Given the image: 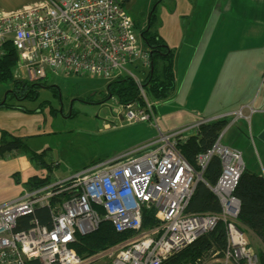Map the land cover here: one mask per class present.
Here are the masks:
<instances>
[{"label": "built area", "instance_id": "obj_1", "mask_svg": "<svg viewBox=\"0 0 264 264\" xmlns=\"http://www.w3.org/2000/svg\"><path fill=\"white\" fill-rule=\"evenodd\" d=\"M11 47L17 54L15 70L25 68L28 81L47 73L95 77L112 82L122 76L137 84L143 106H121L128 124L148 123L157 134L135 156L137 148L112 161L96 164L67 179L27 187L17 198L0 205V264H83L72 248L79 236L95 232L108 221L117 233L133 235L105 254L106 264H162L219 223L226 246L221 264H258L237 218L240 200L235 187L246 169L241 150L221 143L224 133L240 119V106L229 117L200 119L170 132L155 121L156 102L149 100L141 80L127 68L150 66L142 39L119 0H45L42 5L0 17V59ZM45 68L49 69L46 73ZM231 118L212 148L191 166L178 150L189 134L208 122ZM108 127V126H107ZM109 128V127H108ZM213 157L221 173L208 188L216 197L218 213H187L198 182ZM66 194V198L61 196ZM153 208L158 225L142 230V208ZM38 209L47 211L50 225L40 224Z\"/></svg>", "mask_w": 264, "mask_h": 264}, {"label": "rangeland", "instance_id": "obj_2", "mask_svg": "<svg viewBox=\"0 0 264 264\" xmlns=\"http://www.w3.org/2000/svg\"><path fill=\"white\" fill-rule=\"evenodd\" d=\"M215 1L218 0H131L130 3L122 5L136 24L137 36L155 7L156 31L167 46L181 58L180 67L184 70V58L188 52V46L185 45L193 43L191 33L194 32L193 25H196L199 17L195 16L196 13H189L187 17L181 18L180 13L187 8L189 2H194L197 4L194 8L197 9L190 10L200 12L199 9L203 8L201 12L206 14L207 10H210L207 8L215 6ZM175 12H179L177 20L174 18ZM261 39H264V32ZM263 46L264 41H261L259 47ZM137 66V70L130 66L127 69L142 80L148 68L140 64ZM48 71L49 69L45 68V72ZM14 78L28 81L27 70H17L14 72ZM39 83L44 87H38L35 100L26 97L17 100L10 95L12 83H0V104L6 102L9 106L0 109V134L6 131L12 136L22 137L25 144L24 149L2 150L0 153V205L17 198L27 188L26 183L32 176L49 177L51 181L70 178L92 163L103 164L137 148L141 149L144 143L130 147V144H134L131 141L150 136L154 132L157 134L156 128L148 123L121 122L119 115L123 116V108L115 97L102 104H95L105 94V87L109 83L104 79L55 75L48 72L46 79ZM187 98L188 96L184 97L182 93L176 103L182 104ZM163 103L155 107V121L158 127H163V123L166 126L175 123L176 111L179 109L180 113H183L190 111L191 107L189 105L187 108H177L173 101L165 105ZM201 106H204V100ZM201 106L198 110L202 112ZM60 109L68 116L71 111L73 116L63 118L58 112ZM104 124H108L109 128L105 129ZM133 125H136L135 137ZM146 151L147 149H141L135 156ZM247 155L250 156L245 151V162ZM250 158L252 163L257 161L256 155ZM120 243L82 259L83 264H106L111 257L105 254V251ZM198 261L195 264H199Z\"/></svg>", "mask_w": 264, "mask_h": 264}, {"label": "crops", "instance_id": "obj_3", "mask_svg": "<svg viewBox=\"0 0 264 264\" xmlns=\"http://www.w3.org/2000/svg\"><path fill=\"white\" fill-rule=\"evenodd\" d=\"M126 1L122 4L130 3L131 0ZM44 2L45 0H0V17L42 5ZM214 3L215 6L207 8L210 10L206 14L201 12L203 8L199 9L200 12L191 11L190 9H197L194 8L197 7L194 2H189L185 11L180 13L181 18L187 17L189 13H196L199 21L193 25V43L185 45L188 46V52L184 58V70L180 67L181 58L175 54V90L167 100L156 102V105L173 101L177 108H187L189 105L192 108L183 113L178 109L174 116L175 123L167 126L163 123V127H159L164 132H170L200 119L229 117L240 106L251 105V112L246 109L243 112L248 120L240 119L230 127L224 133L221 143L241 150L243 155L245 151L251 157L256 155L257 161L254 163L247 155L246 170L264 178V46L259 47L260 42L264 41L261 39L264 32V0H218ZM178 15L179 12H175L176 20ZM189 27L191 31V24ZM182 93L184 97L188 96L181 102L183 105L176 103ZM203 100L204 106H201ZM200 106L202 112L198 110ZM2 108L6 107L0 106ZM119 119L124 122L122 114ZM227 122H231V118H227ZM107 126L109 127L104 124L105 129H108ZM135 126L132 127L134 137ZM154 137L155 132L131 141L134 144L129 146L140 143L145 145ZM242 230L252 252L257 256L264 253L258 238L248 229Z\"/></svg>", "mask_w": 264, "mask_h": 264}, {"label": "trees", "instance_id": "obj_4", "mask_svg": "<svg viewBox=\"0 0 264 264\" xmlns=\"http://www.w3.org/2000/svg\"><path fill=\"white\" fill-rule=\"evenodd\" d=\"M155 7L150 13L148 26L140 31L144 48L150 58V66L141 80V87L146 97L153 101L167 100L175 90V60L176 56L165 41L158 35L156 25ZM17 61V54L13 48H7V54L0 59V83L11 82L20 86L21 100L25 97L29 100L37 98L38 87H44L38 82L21 81L14 78V65ZM35 83L34 85H32ZM33 86V87H31ZM31 87V89H29ZM54 91V90H53ZM115 97L121 106L136 104L143 106L144 99L137 84L133 79L122 76L105 87V94L99 104L104 103L109 98ZM1 107H9L6 102L0 104ZM21 108V107H18ZM227 124L226 119L215 120L203 124L196 134H189L186 141L178 146L179 152L187 162L196 167V157L200 153L210 150L218 138L219 133ZM25 148L22 137L12 136L6 131L0 134V153L2 150H12ZM36 158V157H35ZM99 163H92L90 166ZM87 168V167H85ZM221 173L220 162L217 157H213L204 174L205 183L198 182L193 196L189 201L187 213H218L219 205L216 197L208 188L216 183ZM51 182L49 177L32 176L26 183L27 187H39ZM234 195L240 200V211L237 218L239 228H246L251 231L260 241L264 248V178L257 174L244 170L240 176L234 190ZM66 198V194L61 196ZM35 216L40 224L49 226V217L46 210L38 209ZM142 230L146 231L158 225L153 208L143 207L141 211ZM242 227V228H241ZM243 231V230H242ZM132 232L117 233L112 224L103 221L99 228L88 235L79 236L72 248L81 258H87L105 248L129 239ZM226 246L225 228L222 223L208 233H205L190 245L183 248L178 253L168 257L162 264H221L218 259ZM259 264H264V253L258 254Z\"/></svg>", "mask_w": 264, "mask_h": 264}, {"label": "flooded vegetation", "instance_id": "obj_5", "mask_svg": "<svg viewBox=\"0 0 264 264\" xmlns=\"http://www.w3.org/2000/svg\"><path fill=\"white\" fill-rule=\"evenodd\" d=\"M150 16V15H149ZM149 16H148V18H147V23H146V25H145V27H147L148 26V22H149ZM134 25H135V27H136V24H135V22H134ZM144 27V28H145ZM144 28H143V30H144ZM142 31V30H141ZM139 36H140V38H141V35L139 34ZM35 83H33L32 85H34ZM31 87H33V86H31ZM31 87L29 88V89H31ZM15 88H19L20 89V86H18L17 84H13L12 83V89L10 90V95L13 97V98H15V99H17V100H21V98H19V96H20V92H19V90H17V89H15ZM103 98V97H102ZM101 98V99H102ZM92 99H93V97H92ZM100 99V100H101ZM93 102V101H92ZM3 103V102H2ZM1 103V104H2ZM95 104H98V101L97 102H95ZM57 111L55 110V113H56ZM59 112V114L63 117V118H69V117H72L73 116V114H71V111L69 112V116L68 115H66L65 113H64V111H63V109H60V111H58Z\"/></svg>", "mask_w": 264, "mask_h": 264}, {"label": "water", "instance_id": "obj_6", "mask_svg": "<svg viewBox=\"0 0 264 264\" xmlns=\"http://www.w3.org/2000/svg\"><path fill=\"white\" fill-rule=\"evenodd\" d=\"M124 1L127 2L126 0H121L122 3H123Z\"/></svg>", "mask_w": 264, "mask_h": 264}]
</instances>
